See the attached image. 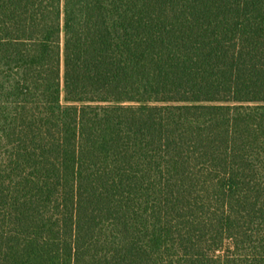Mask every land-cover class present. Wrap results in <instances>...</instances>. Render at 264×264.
I'll return each instance as SVG.
<instances>
[{"label": "trees", "instance_id": "obj_1", "mask_svg": "<svg viewBox=\"0 0 264 264\" xmlns=\"http://www.w3.org/2000/svg\"><path fill=\"white\" fill-rule=\"evenodd\" d=\"M0 264H264V0H0Z\"/></svg>", "mask_w": 264, "mask_h": 264}]
</instances>
